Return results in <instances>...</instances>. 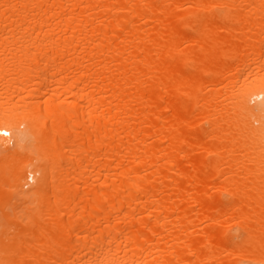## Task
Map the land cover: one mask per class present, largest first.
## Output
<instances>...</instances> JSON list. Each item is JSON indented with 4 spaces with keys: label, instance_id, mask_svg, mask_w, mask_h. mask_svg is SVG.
<instances>
[{
    "label": "bare ground",
    "instance_id": "1",
    "mask_svg": "<svg viewBox=\"0 0 264 264\" xmlns=\"http://www.w3.org/2000/svg\"><path fill=\"white\" fill-rule=\"evenodd\" d=\"M0 264H264V0H0Z\"/></svg>",
    "mask_w": 264,
    "mask_h": 264
}]
</instances>
